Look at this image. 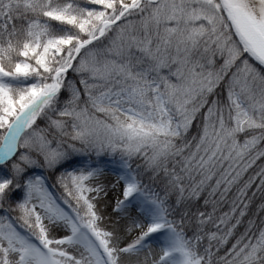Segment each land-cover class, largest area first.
I'll use <instances>...</instances> for the list:
<instances>
[{
  "label": "snow or ice",
  "instance_id": "1",
  "mask_svg": "<svg viewBox=\"0 0 264 264\" xmlns=\"http://www.w3.org/2000/svg\"><path fill=\"white\" fill-rule=\"evenodd\" d=\"M0 264H264V0H0Z\"/></svg>",
  "mask_w": 264,
  "mask_h": 264
},
{
  "label": "trees",
  "instance_id": "2",
  "mask_svg": "<svg viewBox=\"0 0 264 264\" xmlns=\"http://www.w3.org/2000/svg\"><path fill=\"white\" fill-rule=\"evenodd\" d=\"M206 243V242H205Z\"/></svg>",
  "mask_w": 264,
  "mask_h": 264
}]
</instances>
